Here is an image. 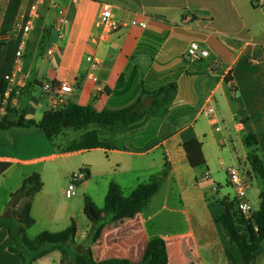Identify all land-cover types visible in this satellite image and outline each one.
<instances>
[{
	"label": "crops",
	"instance_id": "crops-1",
	"mask_svg": "<svg viewBox=\"0 0 264 264\" xmlns=\"http://www.w3.org/2000/svg\"><path fill=\"white\" fill-rule=\"evenodd\" d=\"M32 1H6L0 22V30L8 34L0 49V88L3 77L15 71V53L24 38L22 33H10L28 15ZM105 4L114 7L124 24L107 36L97 27ZM55 5L66 10L70 21L60 29ZM38 14L19 66L26 89L16 106L0 105V118L16 121L23 115L40 121L51 110L50 98L42 90L49 80L72 87L69 102L92 105L98 112L124 109L143 90L152 93L175 83L178 91L173 102L154 117L145 116L137 128L110 134L116 148L70 151L83 135L68 138V133H79L73 130L63 131L56 138L59 142L50 141L37 128L0 130V162L11 163L0 176V215L10 195L39 173L43 188L34 197L31 214L36 223L27 233L37 226V235L61 232L75 222L76 243L86 245L92 224L84 213L85 197L100 208L111 182L128 196L169 163L168 177L140 214L106 225L102 237L91 245L94 259L139 263L148 243L162 238L168 264H230L228 252L242 263V253L217 223L224 213V197L234 199L226 169L236 165L235 157L221 164L226 188L216 180L210 159L217 152H230L229 147L236 150L238 142L246 146L245 140L251 137L256 144L250 153L258 155L255 150L264 141L258 134L264 130V0H44ZM133 20L146 22L147 27L133 26ZM193 41L210 52L208 59L194 64L183 59ZM51 47L52 58L47 54ZM91 54L99 60L96 70L87 60ZM215 58L222 65L211 69ZM208 108L214 109L213 115L206 114ZM192 139L202 143L205 167L194 169L188 161L183 146ZM24 148L41 153L26 157ZM250 153L246 152L247 160ZM80 156L78 169L89 178L78 185L76 197L67 199L65 190L75 173L70 162ZM23 203L16 207L17 213ZM12 244L8 230L0 228V264H19V255L10 250ZM263 257L264 252L255 264L261 260L264 264ZM32 264H64V255L51 251Z\"/></svg>",
	"mask_w": 264,
	"mask_h": 264
},
{
	"label": "trees",
	"instance_id": "trees-1",
	"mask_svg": "<svg viewBox=\"0 0 264 264\" xmlns=\"http://www.w3.org/2000/svg\"><path fill=\"white\" fill-rule=\"evenodd\" d=\"M3 45L0 44V46ZM5 76L0 88V97L6 88ZM177 91L178 86L175 83L166 85L152 93L143 90L133 104L120 110L98 112L92 105L83 106L69 102L59 111L46 112L40 121L26 120L23 115L16 121L0 118V130L16 127L37 128L43 130L50 141H53L65 130L78 132L87 130L77 144L69 149L70 151L116 148L115 143L102 139L97 127L109 129L115 134L127 132L138 126L145 116L154 117L159 110L173 102ZM91 127L93 129H90ZM254 144H256L254 137L245 140V145L248 148ZM183 147L192 168L206 166L202 143L199 140L192 139L186 142ZM248 161L262 181L259 209L253 210L249 217H245L234 209V204L231 201L224 199L222 201L224 213L217 219L228 242L242 253L243 262L240 263L231 252H228L227 257L230 264H255L258 256L264 252V162L254 153L248 155ZM10 167L11 163L0 162V176L4 175ZM82 171L84 170L81 169L80 172ZM169 171L170 164L166 163L162 172L153 175L148 183L138 185L128 196L124 195L117 183L111 182L102 208H99L90 197H85L84 213L92 224L86 245H77L76 243L77 226L75 222L61 232H42L34 238L27 235V230L36 223L31 214L34 197L43 188L42 177L39 173H34L25 179L21 188L10 195L7 209L3 215H0V228L8 230L13 243L10 250L19 255V264H32L55 250L63 253L64 264H168L167 245L162 238L152 239L148 243L144 257L139 263L125 259L96 261L91 252V245L102 237L108 223L133 219L140 214L160 190ZM88 178L89 174L87 173L86 179ZM23 200L24 203L17 213L15 209Z\"/></svg>",
	"mask_w": 264,
	"mask_h": 264
},
{
	"label": "built area",
	"instance_id": "built-area-1",
	"mask_svg": "<svg viewBox=\"0 0 264 264\" xmlns=\"http://www.w3.org/2000/svg\"><path fill=\"white\" fill-rule=\"evenodd\" d=\"M43 3L44 0H33L30 4V12L28 13V15L23 19L18 20L15 23L12 32L10 33V35L22 33L24 35V38L21 40L20 46L15 53V71L5 76L6 88L4 93L0 97V105L4 108H12L13 106H16L26 89V81L19 70V66L26 53V37L31 33L33 23L39 17V7ZM55 8L58 11V19L56 21L58 29H60L62 26H67L70 21L67 17L66 10L58 5H55ZM131 25L139 26L143 29L147 27L146 22L139 23L136 20H133L131 22ZM97 27L102 30L104 35L107 36L118 32L122 27H124V24L115 16L114 7L110 4H105L97 21ZM59 36L60 38H62L61 34ZM5 40H7V38ZM47 54L50 58L53 57L54 50L52 47L48 49ZM209 57L210 52L202 47L201 44L197 41L191 42L183 54V59L189 64H194L201 60L208 59ZM87 60L90 62L92 70H96L98 68L99 60L94 54L89 55L87 57ZM221 65L222 61L219 58H215L212 61L211 69H216ZM92 79L94 80V82H98V77L92 75ZM42 90L45 95L50 98L51 110L59 111L69 103V96L73 89L68 84H57L49 80L43 83ZM213 113V108H208V110H206L207 115H213ZM218 124L219 123L217 121H214V125L216 126L217 131L220 130ZM220 164H222V161H220ZM226 173L228 176L229 184L234 191L233 200L235 202L236 210L240 215L249 217L253 211L248 198V191L251 185L250 177L234 165L228 166L226 169ZM86 177L87 173L85 172V170L82 172L79 171L73 173L71 175L65 190V196L67 199H72L77 196L78 185L85 181ZM206 178H208V175L206 176Z\"/></svg>",
	"mask_w": 264,
	"mask_h": 264
},
{
	"label": "rangeland",
	"instance_id": "rangeland-1",
	"mask_svg": "<svg viewBox=\"0 0 264 264\" xmlns=\"http://www.w3.org/2000/svg\"><path fill=\"white\" fill-rule=\"evenodd\" d=\"M6 1L7 0H1V2H0V22L2 20L3 14H4L5 6L7 3ZM104 1L114 2V0H104ZM239 1H242V0H239ZM7 36H8L7 32L0 30V44L1 45L4 44V41H6L5 39ZM1 48H2V46H0V49ZM2 73H3V70L0 69V76ZM135 128H137V126ZM135 128H132L131 130H128L127 132L132 131ZM90 129H93V127H91ZM96 129L100 132L102 139L109 141L110 143H113L112 139L110 138V134L115 135V133H109L110 132L109 129H106V128H98L97 127ZM68 131L70 132L71 130H68ZM86 131L87 130L80 131L79 133H73V132L68 133L70 135V136H68V138L72 137V135L73 136L79 135L80 133H84ZM258 134L264 140V130H263V133H258ZM56 138L54 140H56ZM46 141H47V143H49L48 140H46ZM56 141L59 142L60 139L58 138ZM229 149H230L229 150L230 152H225L222 154L217 152L211 156L210 160H211V165H212V168H211L212 172H213V174H215L214 176H215L216 180L219 183H221L224 188H226V180L224 178L225 172H223V170L221 169L222 166L220 164V161H223L224 164H229L230 157H235V163L234 164H236V165H234V166L239 168L243 173L247 174L250 177V184L251 185H250V189L248 191V198H249V201H250V204H251L253 210L256 211L259 209V206H260L259 195H260V192L262 191V181H261V179H259L258 175L253 171L251 163L247 160L246 152L250 153V149L247 148L246 146H243L240 142L237 143L236 150L233 147H231V148L229 147ZM23 150H26L24 152H27L26 154L23 155L26 157H33L34 155L41 153L39 151H27L28 149H25V148ZM255 151L258 153L260 159L264 160V141H263V143H261V145H259L258 149ZM43 152H45V151H43ZM82 159L83 158L80 156L78 158H73L71 160L70 168L72 170H74L75 173L79 172L81 170V169L79 170L78 168L81 165ZM17 171H19V169H17ZM197 173H199V172H197ZM176 191L177 190H175V192L172 193L171 201L175 200L176 193H177ZM224 199H227V201H231L234 204V209H236L235 203L233 202L234 200L232 201L231 197L226 196V197H224ZM103 206H104V203H101L100 208H102ZM37 230H38V226L33 228L32 230L28 231L27 235L30 238H34V236H37V234H38ZM261 262H262V260H261ZM261 262L259 264H261Z\"/></svg>",
	"mask_w": 264,
	"mask_h": 264
}]
</instances>
